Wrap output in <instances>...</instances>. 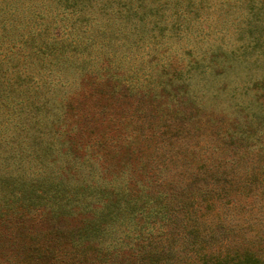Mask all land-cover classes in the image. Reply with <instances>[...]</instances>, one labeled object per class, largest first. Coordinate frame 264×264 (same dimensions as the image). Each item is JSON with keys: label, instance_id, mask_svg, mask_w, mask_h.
<instances>
[{"label": "trees", "instance_id": "1", "mask_svg": "<svg viewBox=\"0 0 264 264\" xmlns=\"http://www.w3.org/2000/svg\"><path fill=\"white\" fill-rule=\"evenodd\" d=\"M190 7V0H0V121H42V112H54L55 121H61L64 98L48 105L46 95L63 91L66 78L78 73L70 78L77 81L78 99L91 100L97 112L118 95L137 104L153 99L159 117L182 119L177 125L189 127L203 111L193 78L214 73L212 66L219 65V55L212 52L182 66L175 60L179 57L163 56V43L177 37L169 34L186 28L182 17ZM248 48L264 55V40ZM150 53L153 58H147ZM183 54L190 52L183 49ZM143 59L161 63L155 77L138 76ZM248 90L261 91L263 99L264 79ZM258 107L256 115L248 107L237 108L235 121H216L212 113L194 121L214 145L183 149L178 163L171 161L177 150L159 151L147 124L136 134L126 132L127 137L117 129L112 140L119 139L124 147L111 154L105 148L101 155L92 150L101 146L90 142L92 133L85 141L83 126H71L62 132L61 155L68 157L58 168V179L62 182V175L72 177L73 169L82 167L99 179L95 186L82 185L80 192L71 189L86 200L78 212L88 213L95 201L86 188L108 201L112 210L107 215L103 206L80 215L74 234L48 231L50 237L63 235L57 243L43 233L45 241L33 243V229L21 228L29 231L24 238L31 243L19 251L18 231L10 233L5 226L0 243L7 241L10 254L1 246L0 257L16 256L17 264H264V103ZM215 122L219 125L212 128ZM160 127L158 135L165 143L178 139L167 127L164 131V123ZM166 161L174 165L172 171L166 170ZM53 186L39 205L48 213L46 220L51 225L64 216L78 221L73 218L77 211L66 210L70 192ZM113 223L123 229L115 231Z\"/></svg>", "mask_w": 264, "mask_h": 264}, {"label": "rangeland", "instance_id": "2", "mask_svg": "<svg viewBox=\"0 0 264 264\" xmlns=\"http://www.w3.org/2000/svg\"><path fill=\"white\" fill-rule=\"evenodd\" d=\"M190 5V13L182 17L184 21H187L183 24V27L186 28L169 34L171 38L177 37L166 41L167 44L163 43L166 52L163 56L179 57L180 59L175 60H179L178 65L182 66L186 65L188 61H194L201 57L204 52L208 55L212 52L219 55V65L212 66L216 69L214 73L210 70L202 78L199 76L193 78L192 89H194L197 100L202 99L200 108L203 111L200 110L201 112L198 113L200 119L197 117L190 120L189 127L177 125L175 121H182V119L169 120L168 117L161 115L159 117L157 104L153 99H146L137 104L134 98L118 95L114 99L109 98V103L102 102L104 104L101 112H97V107L92 108L91 100L83 102L82 99H78L77 81L70 79L78 73L66 78L68 81L66 88H64L66 90L55 89L46 95L50 100L48 105L55 103L59 98H64L66 105H63V101L59 111L63 117L61 121H55L54 112H42L40 115L42 121H0V231L1 234H4L5 226H10L8 229L10 233L18 231L16 237L17 251L23 250L22 248L31 243V240L24 238L29 231L21 232V228L33 229L31 231L34 235L31 237L33 243H43L46 236L57 243L63 240V235H51L50 237L48 231L55 232V229H58L64 232L70 230L68 234H74L78 229L76 227L80 224V215L89 216V213L96 212L103 206H105L104 211L107 210V215L108 210H112L108 201L99 198L95 191L86 188L85 193L92 195V199L95 197V201L89 206L88 213L78 212L82 210V205L84 208L86 200L83 199L84 196H74L71 189L80 192L82 185L93 184L95 186L99 179L98 177L92 178L90 176L92 174H88L87 170L82 167L77 166L76 171L73 169L72 177H63L62 175V182L58 179L61 178L58 175L60 173L58 168L67 161L68 157V155H61L62 150L65 149L64 144L60 142L62 132L71 126H83L82 135L85 141L89 139L92 133L90 142L98 141L101 144L100 148L93 145L92 150L101 155L105 148L106 152L111 154L112 149L117 150L124 147L125 143L119 142V139L112 140V137L116 136L117 129L121 131L122 137L126 136V132L136 134L139 126L147 124V128L150 129L149 132L153 134L151 138L155 141L159 151L175 153L177 150L176 157L171 161L178 163L181 150H197L199 147L214 145L213 142H208L210 138L207 132L203 136L201 130L198 131L196 128L197 124L194 121H203V115L212 113L211 117L216 121H225L226 119L227 121H235L234 113L237 108L248 107L249 113L254 115L260 112L258 106L264 103V97L260 99L263 96L261 91L256 92L248 90V88L264 79V55L259 49L252 48L256 41L264 40V0H190ZM260 20L262 22L256 23ZM171 42L174 45L170 47ZM183 49L188 50L190 54L188 56L182 55ZM153 55L150 53L147 58H153ZM160 64L146 63L143 59L140 64V71L137 72L140 73L138 76L141 77V80L144 75L155 77L160 69ZM218 69H221L220 74H217L219 73ZM56 75L53 76L56 77ZM75 86L76 90L74 91ZM79 95L81 97L82 93ZM75 99L78 100L77 105L74 103ZM69 104L70 106H67ZM168 111L172 113L171 109ZM185 111L188 112L189 110L186 109ZM92 112L94 113L92 118L88 117L83 121H76L84 118L85 114ZM165 121L171 122L167 124ZM163 123L165 125L164 131L167 127L168 132L178 138L176 141L165 143L160 139L158 133L162 131L160 126ZM218 125L219 123L215 122L212 128H216ZM114 126L115 133L112 129ZM168 132H166L167 136H169ZM81 143L82 147L84 143ZM139 148L141 149L142 145ZM218 152L223 154L224 150L220 149ZM226 154L227 152L223 158ZM169 162L166 161L165 163L166 170L172 171L174 165L168 164ZM96 174L98 175L97 172ZM57 184L58 187L70 192L66 197L67 207H69L66 210L77 211L73 218L78 219V221H73L70 217L64 216L60 223L51 225V222L46 220L48 213L41 208L42 206H39L42 202L41 196L45 195L46 191L53 190V185ZM13 196L16 200L13 199ZM9 201L13 202L10 203ZM34 205L39 206L38 211L31 210ZM37 215H40V219ZM58 216L54 220L55 222L60 220V215ZM108 223L111 224L112 222L108 220ZM115 225L114 223L112 225V229L115 231L120 228L123 229V227H116ZM39 231H41V235H39ZM128 231L130 230L128 229ZM6 242H1L0 248L3 246V253L9 255L10 250H7ZM262 247L264 248L263 242ZM12 252L13 250H11ZM7 257L9 258L0 257V264H17L20 261L13 255Z\"/></svg>", "mask_w": 264, "mask_h": 264}]
</instances>
